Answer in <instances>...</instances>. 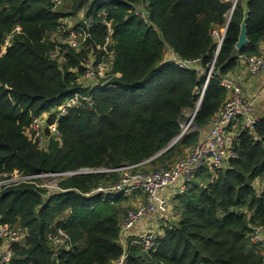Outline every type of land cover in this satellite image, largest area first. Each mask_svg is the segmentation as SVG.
Here are the masks:
<instances>
[{
  "label": "trees",
  "instance_id": "1",
  "mask_svg": "<svg viewBox=\"0 0 264 264\" xmlns=\"http://www.w3.org/2000/svg\"><path fill=\"white\" fill-rule=\"evenodd\" d=\"M134 5L146 9L147 20ZM245 7L249 44L238 50ZM231 10L224 0H64L59 9L52 0H0V49L22 28L0 57V172L115 169L147 161L146 170L160 171L185 157L227 101L222 79L237 72L239 55H261L264 0H240L228 22ZM82 13L97 20L93 41L80 53L64 47L62 61L53 58L56 44L49 35L61 19ZM103 13L114 25L112 72L121 77L116 88L102 92L84 76L92 50L100 54L97 47L105 45ZM222 29L227 31L219 50L213 32ZM168 48L199 65L186 69L166 61ZM214 61L194 128L183 134ZM75 93L92 94L94 107L70 108L58 121L59 134L47 132L46 147L28 137L34 118ZM259 116L254 130L239 135L238 157L220 169L203 167L175 199L177 217L162 226L156 251L147 253L132 240L126 248L121 243L120 224L131 197H85L119 181L118 173L65 178L59 184L65 193L49 194L34 185L4 191L0 224L26 232L10 264H114L126 253L129 264H263V251L253 240L264 227V110ZM56 121L53 115L50 123ZM59 226L71 238L70 252L56 250L49 240Z\"/></svg>",
  "mask_w": 264,
  "mask_h": 264
},
{
  "label": "built area",
  "instance_id": "2",
  "mask_svg": "<svg viewBox=\"0 0 264 264\" xmlns=\"http://www.w3.org/2000/svg\"><path fill=\"white\" fill-rule=\"evenodd\" d=\"M224 1L232 4V17L240 0ZM63 2L64 0H52L53 8L59 9L63 5ZM134 8L136 14L146 20L142 6L134 5ZM101 15H103L102 22L106 26L105 45L97 47V50L101 52L100 54L94 51L96 47L92 50L89 60L85 63L84 82L92 89L96 88L98 91L103 92L116 88V78H120L121 76L119 73L115 74L112 72L113 60L115 58V52L112 48L116 45L114 25L112 21L107 19V14L103 13ZM79 16H82V19L76 17L61 19L58 27L49 35L51 41L56 44L55 50L52 52L53 58H59L62 61V50L64 47L80 53L87 48L89 42L93 41L91 30L98 26L97 20L93 16L86 17L84 13ZM224 30L219 40V50L226 33V29ZM21 32L22 28L17 27L5 39L0 49V57L7 52L13 38ZM213 34L215 35V31ZM260 50L261 55H239L241 64L246 65L252 77H257L264 73L263 44ZM167 51L172 52L173 58L167 60L165 56V60L175 63L180 68L194 69L195 66L199 65L198 60L188 61L180 58L171 48H168ZM214 66L215 61L206 74V84L203 88L201 100L213 76ZM199 71L202 74L204 73L200 69ZM222 86L227 89L229 96L223 107L212 119L207 136L192 149L190 154L166 169L160 171L146 170L145 165L148 163L147 161L115 169L81 168L75 171L29 175L0 172V195L10 188L21 185H34L38 188H44L48 190L49 194L65 193L66 191L62 190L59 186L60 182L65 178L90 174L118 173L120 176L119 181L99 186L90 193H87L85 197H93L98 194H104L107 198H114L118 195L146 197L147 201L145 204L131 210L129 209L121 220V235L127 237L125 240L126 244L121 243L126 248L128 240H132L134 244L147 253L156 251L159 246L160 226H151L153 230L141 232L136 238L132 235L135 228L143 225L148 220H152L154 216L157 217L156 219L154 218L157 224L160 221H170V218L172 220V204L175 199L188 191L190 184L201 169L203 167H208L212 170L220 169L226 161L238 157L237 145L239 135L246 129L254 130L259 124L260 116L256 102L246 98L243 88L235 81V78L229 76L222 79ZM259 97L262 96L260 95ZM94 105L95 98L92 94L83 95L75 93L70 95L58 106L60 107L59 109L51 110L40 117L34 118L31 125L27 128V135L29 138L38 141L40 147H46L49 138L47 132L50 131L55 136L59 134L58 121L68 113L70 108L92 109ZM53 115H57V121L51 124L50 118ZM194 115L190 116V120L183 124V134L194 128ZM25 236L26 232L22 229L13 228L7 224H0V264H10L15 256L14 246L21 243ZM49 240L56 250L70 252L73 248L71 238L63 226H59L57 232L51 235ZM253 240L259 244L264 254V227L255 230ZM114 264H129L128 253L124 254Z\"/></svg>",
  "mask_w": 264,
  "mask_h": 264
},
{
  "label": "crops",
  "instance_id": "3",
  "mask_svg": "<svg viewBox=\"0 0 264 264\" xmlns=\"http://www.w3.org/2000/svg\"><path fill=\"white\" fill-rule=\"evenodd\" d=\"M263 47H264V44H263ZM172 58H173V55H172V52L170 51L169 53L166 54V59L171 60ZM246 73H248V69L246 65L241 64L240 67L237 69V72L234 73L233 77L235 78V80L242 82V80L238 78V75L240 74L243 75ZM243 76L246 77L245 75ZM243 85L245 87V90L247 91L245 96L247 97L248 100L256 102L258 111L261 113L262 110H264V93H262L264 91V73L258 75L257 77H254V79L247 80L246 82L243 83ZM260 95L262 97H259ZM207 134L208 132L206 133V136ZM131 198L134 199L137 197L135 196ZM154 218L156 219L157 217L156 216L153 217L152 222L154 225L151 224V226H157V225L160 226L159 224H157ZM63 219H66V218H63ZM144 228H145V224L139 226L138 228H135V230L132 232V235L139 236V234L141 233V229H144Z\"/></svg>",
  "mask_w": 264,
  "mask_h": 264
},
{
  "label": "rangeland",
  "instance_id": "4",
  "mask_svg": "<svg viewBox=\"0 0 264 264\" xmlns=\"http://www.w3.org/2000/svg\"><path fill=\"white\" fill-rule=\"evenodd\" d=\"M142 11H143V13H144V15H145V17H146V20H147V12H146V9L144 8V7H142ZM141 14V13H140ZM142 15V14H141ZM76 18H79V19H82V16H79V17H76ZM231 19V13L228 15V17H227V20L229 21ZM225 30L224 29H222V30H217V31H215V38L217 39V41L219 42V40H220V38L222 37V34H223V32H224ZM170 51H167V53H169ZM243 75H245L246 77H244ZM243 75H238V78H240L241 80H242V82L241 81H237V80H235L237 83H239L240 85H241V87L243 88V91H244V93L246 94L247 93V91L245 90V87H244V85H243V83L244 82H246L247 80H251V79H254V77H252L250 74H249V72L248 73H246V74H243ZM244 78V79H243ZM245 84H247V83H245ZM247 98V97H246ZM55 108L56 107H53L52 108V110H55ZM60 107H57L56 108V110L57 109H59ZM191 151H192V149L191 150H189L188 151V153H187V155L188 154H190L191 153ZM186 155V156H187ZM185 156V157H186ZM139 197V198H138ZM137 198H138V200H137V198H134V199H129L128 200V202H126V207L128 208V210L130 209H132V208H135V207H137V206H139V205H143V204H145L146 203V201H147V199H146V197H140V196H138ZM176 206V203H173L172 204V208H173V215H171V216H173V218H175V217H177V211L175 210V207ZM127 210V211H128ZM170 216V217H171ZM153 220V219H152ZM152 220H148L146 223H144L145 224V228L144 229H141V232H146V230H149L150 231V229L153 227H151V224L152 225H154L153 224V222H152ZM170 220H171V218H170ZM170 221H164V222H159V225H160V228L162 229V226H166V225H168V223H169ZM139 226H141V225H139ZM139 226H137L136 228H138ZM17 229H19V228H17ZM151 230H153V229H151ZM127 239V237L125 236V235H121V242L122 243H124V244H126V240Z\"/></svg>",
  "mask_w": 264,
  "mask_h": 264
},
{
  "label": "water",
  "instance_id": "5",
  "mask_svg": "<svg viewBox=\"0 0 264 264\" xmlns=\"http://www.w3.org/2000/svg\"><path fill=\"white\" fill-rule=\"evenodd\" d=\"M249 17H250V9L248 7H245L244 8V18H243V21L241 23L240 37H239L238 43L236 45V48L238 50H242L245 46H247L249 44V38H248V22H249ZM201 104H202V100L198 104V107H197V110H196L195 115L200 110ZM180 137L177 138L174 142H172L171 145L166 150L160 152L155 158H157L161 154H164L165 152H167L168 150H170V148H172L179 141Z\"/></svg>",
  "mask_w": 264,
  "mask_h": 264
}]
</instances>
